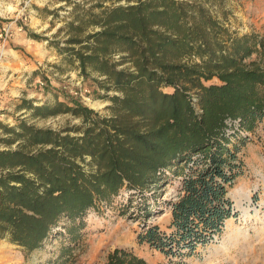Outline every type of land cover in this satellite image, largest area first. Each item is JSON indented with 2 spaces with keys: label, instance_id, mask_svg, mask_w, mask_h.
I'll list each match as a JSON object with an SVG mask.
<instances>
[{
  "label": "trees",
  "instance_id": "trees-1",
  "mask_svg": "<svg viewBox=\"0 0 264 264\" xmlns=\"http://www.w3.org/2000/svg\"><path fill=\"white\" fill-rule=\"evenodd\" d=\"M64 3V71L109 105L22 103L32 119L68 116L59 130L0 120V240L30 254L62 227L68 259L84 216L125 190L137 242L188 258L231 217L241 151L264 133V37L239 33L224 0ZM169 184L175 197H156ZM163 212L167 232L151 222ZM104 264L149 263L115 248Z\"/></svg>",
  "mask_w": 264,
  "mask_h": 264
},
{
  "label": "rangeland",
  "instance_id": "rangeland-1",
  "mask_svg": "<svg viewBox=\"0 0 264 264\" xmlns=\"http://www.w3.org/2000/svg\"><path fill=\"white\" fill-rule=\"evenodd\" d=\"M262 3L263 0H224L228 18L239 33L255 31L261 36L264 29L257 27ZM64 5V0H0V33L4 29L8 33L4 41L0 39V120L9 127L17 120H25L38 128L59 130L69 118L59 115L32 119L30 111L22 107L23 102L40 106L74 97L88 108L106 113L109 102L101 99L104 93L97 82H82L76 71H64V15L70 9H64ZM241 156L243 172L227 193L233 214L218 236L197 246L188 258L166 257L137 242V222L124 206L127 199L126 191L122 190L84 216L75 242L67 237L66 243L70 240L79 244L70 258L64 255L66 231L61 227L41 249L30 254L7 239L0 240V264H104L115 248L131 250L149 264H264V133L261 130L251 135ZM175 193L169 184L157 190L156 197L169 200ZM134 206L133 203L131 211ZM168 219L169 213L163 212L151 218V222L167 232Z\"/></svg>",
  "mask_w": 264,
  "mask_h": 264
},
{
  "label": "crops",
  "instance_id": "crops-1",
  "mask_svg": "<svg viewBox=\"0 0 264 264\" xmlns=\"http://www.w3.org/2000/svg\"><path fill=\"white\" fill-rule=\"evenodd\" d=\"M258 2H262V0H258ZM260 14H259V17H258V22H259V26L257 27L258 29H264V0H263V3L261 5V7H259V11H258ZM264 34V31H260ZM264 36V35H263ZM227 197H228V194H227ZM229 198V197H228ZM169 218H170V215H169ZM169 220V219H168ZM137 256V255H136ZM141 258V257H140ZM146 261V260H145ZM147 262V261H146Z\"/></svg>",
  "mask_w": 264,
  "mask_h": 264
},
{
  "label": "built area",
  "instance_id": "built-area-1",
  "mask_svg": "<svg viewBox=\"0 0 264 264\" xmlns=\"http://www.w3.org/2000/svg\"><path fill=\"white\" fill-rule=\"evenodd\" d=\"M3 32H4V33H3ZM3 32L0 33V39L4 41V40L7 38L8 33H7V31H5V29L3 30ZM2 37H3V38H2Z\"/></svg>",
  "mask_w": 264,
  "mask_h": 264
},
{
  "label": "bare ground",
  "instance_id": "bare-ground-1",
  "mask_svg": "<svg viewBox=\"0 0 264 264\" xmlns=\"http://www.w3.org/2000/svg\"><path fill=\"white\" fill-rule=\"evenodd\" d=\"M247 201H249V198L247 197Z\"/></svg>",
  "mask_w": 264,
  "mask_h": 264
},
{
  "label": "water",
  "instance_id": "water-1",
  "mask_svg": "<svg viewBox=\"0 0 264 264\" xmlns=\"http://www.w3.org/2000/svg\"><path fill=\"white\" fill-rule=\"evenodd\" d=\"M232 214H233V210H232Z\"/></svg>",
  "mask_w": 264,
  "mask_h": 264
}]
</instances>
